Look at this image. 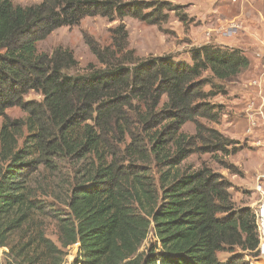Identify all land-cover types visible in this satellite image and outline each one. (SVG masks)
Segmentation results:
<instances>
[{"label": "trees", "instance_id": "obj_1", "mask_svg": "<svg viewBox=\"0 0 264 264\" xmlns=\"http://www.w3.org/2000/svg\"><path fill=\"white\" fill-rule=\"evenodd\" d=\"M177 10L147 0H0V255L10 264H63L67 255L68 264H264L257 217L236 206L231 183L206 167L178 173L193 154L227 145L200 120L219 121L211 101L248 58L219 45L192 49L191 63L127 48L125 18L156 25ZM94 16L120 22L110 46L88 42L101 67L72 73L71 51L39 52L55 30ZM31 93L40 101L27 102ZM13 108L26 117L10 119ZM63 162L73 175L58 249L25 231L43 209L30 179Z\"/></svg>", "mask_w": 264, "mask_h": 264}, {"label": "rangeland", "instance_id": "obj_2", "mask_svg": "<svg viewBox=\"0 0 264 264\" xmlns=\"http://www.w3.org/2000/svg\"><path fill=\"white\" fill-rule=\"evenodd\" d=\"M42 1L11 0L14 5L22 7L37 5ZM147 1L168 2L179 10L167 13V20L156 25L133 18L123 20L128 32L127 48L138 58L174 56L178 61L191 63L192 49L219 45L228 49H241L249 60L250 67L236 79L226 82V95H220L211 101L222 111L219 121L200 120L206 129L216 130L228 140L227 145L217 151L210 149L193 154L181 165L178 173L196 172L206 167L223 176L232 185L230 192L236 206L251 208L256 214L260 239L264 241V60L258 58L259 54H264V2L242 0L247 2L243 8L241 0H231L239 5L229 10V13L224 11L226 19L219 20L218 16L222 12H211L226 0ZM252 12H257V15H251ZM252 20L254 23H250ZM119 24V21H110L102 16L88 17L76 27L55 30L38 44V50L51 55L59 48L67 49L73 53L78 65L72 73H85L91 65L101 67L88 42L93 41L100 47L110 46L112 30ZM235 36V41L228 40ZM248 39H251L250 43ZM236 41L242 42L240 47H237ZM256 44H260L259 47L263 49L255 50ZM40 99L35 93L25 98L27 102H38ZM7 115L12 120L26 117L20 108L8 110ZM184 131L190 135L197 133L194 124L186 125ZM204 136L207 140L206 133ZM207 144L210 143L205 145ZM69 175L72 176L73 171L64 162L60 163L57 170L40 167L33 174L30 179L33 197L43 205V209L31 219L25 231L27 238L41 232L61 249V221L69 219L66 210L67 193L71 185ZM21 238L22 234L13 236L10 239L11 245ZM218 257L225 261L231 255L219 253ZM246 260L250 264H261L248 257ZM68 261L67 255L63 264H68ZM0 264H10V261L0 255Z\"/></svg>", "mask_w": 264, "mask_h": 264}, {"label": "crops", "instance_id": "obj_3", "mask_svg": "<svg viewBox=\"0 0 264 264\" xmlns=\"http://www.w3.org/2000/svg\"><path fill=\"white\" fill-rule=\"evenodd\" d=\"M231 0H226L224 3L223 2H221L220 3V5L216 8V9H214V10H212V12L211 13H219L220 11L222 12V13H220V15L218 16L219 17V20L220 19H226V15H224L223 16V14H225L224 13V11H226V13H229L230 11L229 10H231V9H235V8H237V5H239V3L237 4V3H235V2H233L232 3V1L230 2ZM242 1V0H241ZM261 2H264V0H260ZM243 2V1H242ZM241 3V2H240ZM247 2H243V5L242 6H244L243 8H245V4H246ZM247 7V6H246ZM247 11V10H246ZM259 12V11H258ZM211 13H209V15H216V14H211ZM257 12H252V14L251 15H253V16H256L257 14H256ZM258 15H260V14H258ZM250 23H254V20H252V22H250ZM228 40H230V41H235L236 40V36L235 37H233V38H229ZM240 42L241 41H236V43H237V47H240L239 46V44H240ZM248 42L250 43L251 42V39H248ZM242 43V42H241ZM244 43H246V41H244ZM241 45V44H240ZM260 45V44H259ZM259 45H257L256 44V46H255V50H256V48H260L259 47ZM261 50L263 49V48H260ZM258 55V54H257ZM258 58L259 59H263L264 60V54H259V56H258ZM261 64H263V63H259V65H261Z\"/></svg>", "mask_w": 264, "mask_h": 264}, {"label": "built area", "instance_id": "obj_4", "mask_svg": "<svg viewBox=\"0 0 264 264\" xmlns=\"http://www.w3.org/2000/svg\"><path fill=\"white\" fill-rule=\"evenodd\" d=\"M235 1V0H234ZM256 215V214H255ZM257 217V216H256ZM257 225H258V219H257ZM263 242V241H262Z\"/></svg>", "mask_w": 264, "mask_h": 264}]
</instances>
